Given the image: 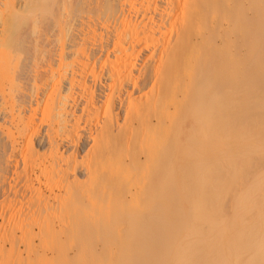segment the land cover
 <instances>
[{"label": "bare ground", "instance_id": "6f19581e", "mask_svg": "<svg viewBox=\"0 0 264 264\" xmlns=\"http://www.w3.org/2000/svg\"><path fill=\"white\" fill-rule=\"evenodd\" d=\"M7 61L27 90L25 101L15 97L33 113L21 110L30 116L26 133L47 146L40 155L49 166L35 162L38 151L29 156L30 137L23 152L34 162L8 153L0 191L9 181L14 206L29 221L40 202L58 197L64 203L47 211L61 230L111 226L96 241L92 232L77 240L82 228L73 233L74 257L85 246L101 251L117 242L124 257L111 255V264H264V0H0V66ZM169 134L186 137L187 150L188 137L214 136L215 143L191 151L197 157L176 150L172 159L161 151ZM177 162L191 163L179 179ZM63 215L85 224L75 228L69 218L66 226ZM31 225L23 218L17 225L29 251ZM51 235L39 242L54 243ZM63 246L53 250L60 258Z\"/></svg>", "mask_w": 264, "mask_h": 264}, {"label": "rangeland", "instance_id": "374dc122", "mask_svg": "<svg viewBox=\"0 0 264 264\" xmlns=\"http://www.w3.org/2000/svg\"><path fill=\"white\" fill-rule=\"evenodd\" d=\"M25 29H26V27H24ZM25 29H21L22 31H25ZM28 29V28H27ZM21 32V31H20ZM1 65V64H0ZM0 67H2L1 69H0V72L1 71H3V74H5V75H3V74H1L0 73V80H2V81H0V93L3 95V96H1V94H0V97H2V98H0V101H2V102H5V104H4V107L6 108L5 110H4V113H3V115H4V117L2 116L0 119V123H2V125L4 124V123H6V125H1V127H0V130H2V132H0L2 135H0V154H3V152H4V158H2L3 156L1 155V157H0V160L5 164V166H6V163H5V157H7L8 158V156H9V154L11 155V153L14 155V153H15V155L17 156V154H21L19 151H21V152H26L27 151V149L29 148L30 149V147H29V145L28 144H25V145H23V143H28V142H30V141H28V140H30V137H32L31 138V142H30V145L31 144H34L33 146L31 145V147H32V149H34V150H32L31 151V149L29 150V151H27L28 152V154H29V156L31 157L32 155H33V151L36 153V151H38L37 152V154L39 153V155L42 153L41 151H44V149H45V151L44 152H46V151H48V149H46V147L45 146H43V145H41V144H37V141H36V138L34 137V136H31V133L33 132H31L30 134H28V133H26L27 131H26V127H24L26 124H25V122L27 121V117H28V115L30 114V115H32L33 113H30V112H28V111H25V112H28V113H26V114H28V115H26V114H22V111L24 112V110H22L23 108H24V106H23V104H24V102H23V104H22V106L23 107H21V105L19 106V108H18V106H16V105H19V104H17L19 101L21 102V100L19 99L20 97V93H21V99H23V96L24 95H22V94H27V90L24 88V91H23V88L22 87H19V83H18V81L16 80V72H14L15 71V69L13 68V70L11 69V67H10V64L8 63V61L6 62V64H3L2 66H0ZM3 67H4V69H3ZM8 68H10V69H8ZM8 69V70H7ZM11 71V72H10ZM13 71V72H12ZM12 73H13V75H12ZM3 75V76H2ZM8 75H10V76H8ZM4 78V79H3ZM7 81V82H6ZM6 82V83H5ZM12 82V83H11ZM151 82V81H150ZM147 84H145V86L143 87V89L144 90H146V89H148L149 88V83L148 82H146ZM147 85V86H146ZM255 86V85H254ZM2 87H3V89H2ZM8 87V88H7ZM145 87H146V89H145ZM7 88V89H6ZM256 90H254V92H257L258 90H262V88L260 87V85H257V86H255L254 87ZM261 88V89H260ZM6 90V91H5ZM14 90V91H13ZM23 91V92H22ZM253 90H251L250 89V92L253 94L254 92H252ZM17 92H19L18 94H17ZM260 92H262V91H260ZM250 93V94H251ZM258 93H259V91H258ZM257 93V94H258ZM256 94V95H257ZM15 95H17V96H15ZM74 95V94H73ZM73 95H71V99H72V101L74 100V98H76L74 101H73V104H75V101H78V98H77V96L76 95H74V96H76V97H74ZM260 95V94H259ZM261 95H263V93H261ZM73 96V97H72ZM264 96V95H263ZM15 97H19V98H15ZM241 97V101L239 100L238 101V104L236 105V107L238 108V112H239V114L238 115H240V114H243V112L242 111H244V109L241 111V108H243V107H241L243 104V102H244V98H243V96H240ZM15 99H19V100H15ZM24 101H25V97H24V99H23ZM19 102V103H20ZM21 102V103H22ZM71 102V101H70ZM70 102H69V104H70ZM239 102H242V103H239ZM20 103V104H21ZM72 104V103H71ZM78 104H79V102H78ZM77 103L75 104V106H73V105H71L68 109L70 110H76V109H80L81 108V106H80V104H79V107H77L76 109L75 108H73V107H76V105H78ZM241 105V106H240ZM73 106V107H72ZM21 107V108H20ZM240 107V108H239ZM9 108V109H8ZM73 108V109H72ZM8 109V110H7ZM16 109V110H15ZM77 110V114L79 115V111H81V110ZM9 111L10 112V115L8 114V112L7 111ZM15 110V111H14ZM22 110V111H21ZM70 110V111H71ZM249 110V109H248ZM12 111V112H11ZM7 113V115H6V113ZM14 112H16V115H15V113ZM18 112V113H17ZM21 112V113H20ZM24 112V113H25ZM237 112V113H238ZM14 113V114H13ZM9 115V116H8ZM11 116V117H10ZM23 116V117H22ZM5 117L8 119V117L10 118V119H5ZM13 117V118H12ZM17 117H19V118H17ZM30 117V116H29ZM28 117V118H29ZM3 118V119H2ZM24 118H25V121H22V119L24 120ZM2 120L4 121V122H2ZM5 120H7V122H9V120H10V122L9 123H11V124H8ZM12 120H14V121H12ZM13 123V124H12ZM16 123H18L17 125H16ZM20 123V124H19ZM35 123L37 124H35V126L36 127H41V126H44L43 128H42V130H44L45 131V127H47V125L45 126V124H43V125H41L40 126V124H39V122L36 120L35 121ZM185 123H187V121L185 120L184 121V124ZM13 125V126H12ZM15 125V126H14ZM39 125V126H38ZM6 128H5V127ZM8 126V127H7ZM18 128H17V127ZM21 126V127H20ZM8 129V131H11V133L12 134H14V135H11L10 134V132L8 133V131L7 132H5L6 130L5 129ZM17 128V129H16ZM40 128V129H41ZM39 129V128H38ZM39 129V131L41 132L42 130H40ZM18 130H21L20 132H18ZM34 130V129H33ZM31 131V130H30ZM44 131H42L43 133H44ZM4 132V133H3ZM41 132V133H42ZM16 133L18 134V136L16 135ZM23 133V134H22ZM24 133H26V134H24ZM77 133V132H76ZM21 134V136H19ZM78 134H79V132H78ZM26 135V136H25ZM176 135V138H175V136L173 135V134H169L167 137H166V140H167V143H166V145H165V142H164V145H165V147H164V145H162L165 149H163L162 148V146H161V151H163V150H165V152L164 153H166L167 154V157H168V151H169V154L172 156V159L175 157V156H179V155H183L184 153H186L187 151H190L189 153H191V155H192V152L191 151H196V152H193V153H197V151H201V150H199V148L201 147V146H205V143H206V140H209L211 143L212 142H214V136L213 137H211V136H205V137H202V136H198L197 135V137L196 136H194V137H188L189 138V140H190V142H191V144L193 145V147H190V149L189 150H187L189 147H186L187 145H189L190 146V143H188V144H186L187 143V141L188 140H186L185 138H184V136L182 137V136H180L179 137V135H177V134H175ZM1 136L3 137V138H1ZM4 136H5V138L6 139H4ZM9 136V137H8ZM13 136H15L14 138H13ZM23 136V137H22ZM178 136V137H177ZM25 137V138H24ZM76 137H77V134L76 135H74V137H73V139H76ZM16 138V139H15ZM20 138V139H19ZM24 138V139H23ZM27 138H29V139H27ZM177 138H182V139H177ZM2 139V140H1ZM25 139H27V140H25ZM35 141H34V140ZM183 139H185L186 141L184 142V140ZM4 140V141H3ZM6 140H8V141H6ZM12 140H14L13 141V143L11 142ZM28 141V142H27ZM12 143V144H14V145H11L10 143ZM23 142V143H22ZM33 142V143H32ZM189 142V141H188ZM9 143V144H8ZM215 143V142H214ZM213 143V144H214ZM5 144V145H4ZM160 144V143H159ZM26 145H28V147L26 146ZM161 145V144H160ZM160 145H158V148H160ZM210 145H212V144H210ZM21 146L23 147V146H26V150L24 149V148H22V149H24V150H21ZM167 146V147H166ZM10 147H12V150H10V152L8 151L9 150V148ZM45 147V148H44ZM173 147V148H172ZM182 147V148H181ZM212 147V146H211ZM5 148V149H4ZM20 148V149H19ZM179 148V149H178ZM187 148V149H186ZM193 148V149H192ZM11 149V148H10ZM43 149V150H42ZM74 149V148H73ZM85 147L84 146H82V145H80V146H78V151L80 152V151H82V153L84 154V152L83 151H85ZM166 149H168V151L166 150ZM185 149H186V152H184L185 151ZM213 149V148H212ZM14 150V151H13ZM19 150V151H18ZM36 150V151H35ZM69 150H70V153L71 152H73L74 153V151H72V149L70 148V149H68V151H64V156H68V155H71V154H68L69 153ZM176 150L178 151L177 153H179V154H177V153H175L176 152ZM183 150V151H182ZM23 152V155L25 154ZM44 152L42 153V154H44ZM68 152V153H67ZM159 152H160V149H159ZM182 152V153H181ZM184 152V153H183ZM9 153V154H8ZM47 153V152H46ZM65 153H67V154H65ZM174 153H175V156H173L174 155ZM200 153V152H199ZM37 154H34L33 156H34V159H35V157H36V159H35V162L37 161L38 163H40V162H42L41 164H43V166L45 165V163L47 164L49 161L47 160V157H46V155H40V156H43L44 157V159H43V161H41L42 160V158L40 159L39 158V156L37 157L36 155ZM83 154H81V155H83ZM161 154H163V153H161ZM177 154V155H176ZM195 154H193L192 155V157L195 155ZM214 154V153H213ZM22 154L21 155H18V156H20V159H21V156L22 157H24ZM26 155L27 154H25V158H26ZM165 155V154H164ZM164 155H161V158H163L164 157ZM169 155V156H170ZM184 155H187V154H184ZM28 156V155H27ZM29 156L27 157V160H28V158H29ZM33 156H32V158H33ZM163 156V157H162ZM196 157H197V155H195ZM160 157V156H159ZM166 157V158H167ZM189 157V156H188ZM206 157V156H205ZM205 157H204V159H205ZM2 158V159H1ZM190 158H191V156L189 157V160H190ZM19 159V160H20ZM37 159H39V160H37ZM192 159V158H191ZM196 159V158H195ZM194 158L192 159V161H196ZM201 159V158H200ZM32 160V162H34V160L33 159H31ZM31 160L28 162V163H30L31 162ZM47 160V161H46ZM164 160V159H163ZM40 161V162H39ZM191 160H190V162H192ZM161 162V161H160ZM160 162H159V166H160ZM264 162V161H263ZM34 164H36V163H34ZM41 164H37V168L39 169L42 165ZM189 164V166L188 167H190V164L191 163H188ZM187 164V165H188ZM0 172H3L4 171V165L3 164H1L0 163ZM3 165V166H2ZM177 165H179L178 167H175V168H173V176L175 177V178H178L179 179V177H181V174H185V172H186V170L184 169V167L186 168L187 167V165L185 166V164L183 163V164H181L180 165V162H177ZM184 167H183V166ZM194 165V164H193ZM193 165H192V167H193ZM43 166H42V168H43ZM46 166H49V163L46 165ZM183 168H182V167ZM1 167H3V169L1 168ZM36 166H34V168H35ZM188 167L186 168V169H188ZM6 169H5V173L7 172L6 170H8V168L7 167H5ZM37 168H35V169H32V170H34V171H32L30 174H31V176H32V178L34 179V176L36 177V175H38L37 173H38V171H37ZM42 168H40V170L42 169ZM179 168H181V169H179ZM39 170V171H40ZM179 170L181 171V173H179ZM185 170V172H182V171H184ZM178 171V172H177ZM188 171V170H187ZM2 175L4 174V173H1ZM0 174V175H1ZM24 174V173H23ZM33 174H35L34 176H33ZM178 175V176H177ZM10 179H12V178H10ZM42 181L44 182V179H42ZM7 182V183H6ZM5 183H6V186L5 185H3L2 187H3V190L2 191H0L2 194H0V264H95V262L97 263V264H108L109 262V264H111V263H117V261H116V259L115 260H113L112 258H115V257H113L114 255H115V253H116V255L115 256H117L116 258H118L119 260L122 258L121 257V255L123 256L124 254H122V250H120L119 248H117L118 246V244L116 245L117 247L115 248L116 250L117 249H119V253H121L120 254V257H119V255H118V252L116 251H114V247H115V244L117 243L116 241V243L115 244H113L114 245V247L112 246V245H108V246H106L104 249H101V251H100V246H97V248L96 249H92V248H89V247H83V249H84V252L83 251H80L75 257L73 256L76 252H75V249H76V246H73V244L75 245V243L74 242H72V241H75L76 242V239L74 238L73 240H72V237H73V233H77V231H80L81 230V228L82 227H79L80 228V230L78 229V230H76L77 228V222H78V225H79V223L81 222L82 224H85L84 223V221H82V220H78V218L79 217H76L77 219H76V221L75 220H73V218H71V217H69L68 215H63L62 216V222L64 221V223H65V221L67 220H69V218L71 219V221L69 220V222H70V226H71V222H73L72 224H73V226H74V224L76 225V229L74 230L72 227H69V229H63V230H61L60 229V221L58 220L59 218H57V216H55V217H53L52 215H51V212H55V210H57V208L58 207H60V204H62V203H64L63 201H61V199L62 198H60V200H59V198L58 197H56V198H58V201H55V200H57L56 198H55V200H48V202H40V205L38 206V208L36 207H34V211L33 212H35V210L37 209V210H39L38 212H39V215H38V217H35V215L36 214H33L34 216L32 217V219H31V221H29V219L30 218H28V217H26V215L24 214V213H21L20 212V210H19V212H18V210L17 209H19L18 207H16V206H14V205H16V203L17 204H19L18 202H15V204H14V201H16L17 199H15L14 198V196H13V193H12V191H13V189L14 188H12V187H9V185H8V183H9V181H5ZM4 183V184H5ZM10 184V183H9ZM1 185V184H0ZM194 185V184H193ZM193 185H191V186H193ZM37 186V185H36ZM44 190V188H42V191ZM30 200V202L32 201V203H33V200L32 199H29ZM31 203V204H32ZM43 203H45V204H43ZM30 204V205H31ZM35 204V203H34ZM51 205L53 206V207H55V209L53 208V207H51ZM18 206V205H17ZM36 206V205H35ZM46 206V207H45ZM48 206H49V209L51 208V210H53V211H51L50 210V212H48L49 211V209H48ZM14 208V209H13ZM15 208H16V210H15ZM213 208H217L216 207V205L215 206H213ZM46 212H48L49 213V216H48V218L46 217L45 219H47V221H45V220H43L42 219V217L44 216L43 214H44V212L45 211ZM48 210V211H47ZM221 210V209H220ZM59 211V210H58ZM17 212V213H16ZM43 212V213H42ZM46 212H45V214H46ZM115 210H111V211H109V213L111 214V213H113V215L111 214V216H112V221L111 222H114V218H116V214H115ZM212 212V211H211ZM21 213V214H20ZM221 213H223V212H221ZM220 213V214H221ZM15 214H17V215H15ZM20 216H22V217H20ZM115 214V215H114ZM24 215H25V217H24ZM50 215H51V217H50ZM219 215V214H218ZM17 216V217H16ZM18 216H19V218H18ZM221 216V218L219 219V220H225V218L222 216V214L221 215H219V216H217L218 218ZM227 215H225V217H226ZM50 217V218H49ZM118 217H119V215H118ZM118 217L116 218V220H115V222H118ZM223 217V218H222ZM22 218L24 219V220H28V223H29V225H31L30 224V222H32V224L33 225H31V226H33L32 228V231H33V233H32V235L30 234V236H31V239H32V241H33V243H34V248L33 249H31L30 251L29 250H25L24 249V245H23V240L25 239V236L24 235H22V233L20 232V230L19 229H17V225H18V222H22ZM26 218V219H25ZM36 218L40 221V224H38V225H40V226H38V225H36L35 224V220H36ZM66 218H68V219H66ZM218 218H216V219H218ZM227 219H230V217H226ZM64 219V220H63ZM74 219H75V217H74ZM124 218H122V220H123ZM226 219V220H227ZM78 220V221H77ZM219 220H218V222H219ZM34 221V222H33ZM44 221L46 222V223H44ZM66 221V223H65V225L66 224H68V225H66V226H69V223ZM80 221V222H79ZM76 222V223H75ZM42 223H44V224H42ZM80 223V224H81ZM119 223V222H118ZM223 223V222H222ZM232 223H233V221H232ZM169 224V223H168ZM219 224H221V221H220V223ZM36 225V226H35ZM42 225V226H41ZM86 225H88V226H86ZM85 225V227H87V228H85L84 229V227L82 228V230L84 231V232H86V235L84 234V232L83 231H80L81 232V234H84L83 236L81 235H79V232L77 233V235H79L78 237L75 235V237L76 238H78L77 240H79V237L81 238V239H83L85 236H88V235H90V233L92 232V234L90 235L91 237H89V239L91 240L92 238H93V240L92 241H96V237L98 238L99 236H101L100 238H98L99 240L103 237V236H105V234L106 235H109L110 233H108L107 234V232H110V231H112V228L111 229H109L111 226H107L106 224H103V225H100V226H97V227H95L94 225H89V224H86ZM106 227H105V226ZM110 225V224H109ZM79 226H82V225H79ZM88 227H90V228H88ZM99 227V228H98ZM92 228V229H91ZM70 229H71V232H70ZM94 229V230H93ZM110 231H109V230ZM65 230V231H64ZM64 231V232H63ZM66 231H68V233L66 232ZM74 231V232H73ZM83 232V233H82ZM50 233V235L52 236H49V237H51L52 238V240H50L51 238H49V237H47L50 241H52V242H54V243H52V244H49L48 242H44V243H40L39 242V238L40 239H43V237L44 236H46L47 234H49ZM235 233V232H234ZM65 234H69L70 236H71V238H69V237H67L68 235H65ZM57 235V236H56ZM98 235V236H97ZM24 236V237H23ZM96 236V237H95ZM55 237H57V238H59V240L57 239H55ZM83 237V238H82ZM95 237V238H94ZM14 239V240H13ZM72 241H71V240ZM48 240V241H49ZM70 240V241H69ZM14 241V242H13ZM60 242V244H59V242ZM65 241H67V242H65ZM69 241V242H68ZM55 242H56V244H57V242H58V244L56 245L57 247H58V245H61L62 243L64 244V246L62 247L63 249H62V252H63V254L65 255V257L63 258H60L59 256L60 255H57V253L55 252V251H53L55 248H57V247H55V248H53L52 249V246H54L55 245ZM62 242V243H61ZM14 244V245H13ZM51 245V246H50ZM112 246V247H111ZM74 247H75V249H74ZM95 247H96V245H95ZM109 247H111V248H109ZM157 247V246H156ZM156 247H154V248H156ZM106 248H108V250H113L112 251V254H111V251L110 252H107V249ZM153 248V249H154ZM82 249V250H83ZM85 249H90V250H88V253L85 251ZM155 250V249H154ZM27 251V252H26ZM104 251V253L103 254H101V252H103ZM107 252V254H106V252ZM122 251V252H121ZM62 252H61V254H62ZM75 252V253H74ZM82 252V253H81ZM94 253V254H92V253ZM110 253V254H109ZM90 254H92V256L90 255ZM109 254V255H108ZM111 255H112V258H111ZM135 255V254H134ZM107 256V257H106ZM58 257L60 258V259H58ZM67 257H69V258H67ZM124 257V256H123ZM66 258V259H65ZM95 259V260H92V259ZM98 258V259H97ZM112 260H111V259ZM99 259H101V260H99ZM242 264H244V263H246V260L244 259V263L243 262H241Z\"/></svg>", "mask_w": 264, "mask_h": 264}]
</instances>
